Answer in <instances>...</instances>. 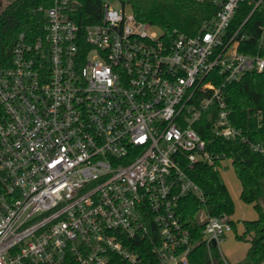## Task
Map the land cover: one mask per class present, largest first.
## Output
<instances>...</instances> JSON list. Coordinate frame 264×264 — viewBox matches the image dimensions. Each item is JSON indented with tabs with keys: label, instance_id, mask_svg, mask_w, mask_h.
<instances>
[{
	"label": "built area",
	"instance_id": "2783aa9c",
	"mask_svg": "<svg viewBox=\"0 0 264 264\" xmlns=\"http://www.w3.org/2000/svg\"><path fill=\"white\" fill-rule=\"evenodd\" d=\"M194 1L212 15L172 39L106 0L84 26L77 0L33 10L42 35L17 34L0 63V264H141L140 252L189 264L199 241L218 252L229 216L199 212L194 240L178 208L189 194L203 201L194 164L218 173L229 160L205 149L202 118L212 136L264 154L230 124L225 100L228 85L264 70V25L256 52H238L264 0Z\"/></svg>",
	"mask_w": 264,
	"mask_h": 264
},
{
	"label": "trees",
	"instance_id": "16d2710c",
	"mask_svg": "<svg viewBox=\"0 0 264 264\" xmlns=\"http://www.w3.org/2000/svg\"><path fill=\"white\" fill-rule=\"evenodd\" d=\"M122 7L127 6L135 20L154 27L162 38L172 39L176 34L193 35L201 22L209 18L214 9L207 2L194 0H116ZM79 6L72 16L76 24L84 26L97 23L101 15L103 0H77ZM50 0H13L0 9V63L9 59V50L17 34L25 33L31 39L42 35L44 17L33 13L38 7H48ZM241 7L235 15L234 24H238L246 15ZM258 25H264V9L255 11L243 27L246 39L239 45L238 52L254 54ZM226 106L230 112L229 122L235 128L243 130L249 140L261 144L264 149V70L257 74L245 73L242 78L228 85L225 90ZM260 111L257 122L254 111ZM208 122L203 118L196 127L199 136L205 141V149L223 155L230 160V166L240 184L239 199L251 204L257 213V219L242 222L244 228L241 239L248 244L245 257L240 264L264 263V207L258 203V182L264 178V154H254L245 145L238 142L222 141L212 136ZM188 176L197 185L203 195L199 202L189 194L179 203L178 215L190 233L198 240L201 224L195 223L199 212L207 216H230L233 212L231 198L211 167L197 162L189 170ZM234 231V223L230 221ZM245 236H248L245 239ZM146 255V256H145ZM140 255L141 264H156L147 254ZM148 256V257H147ZM146 257V258H145ZM223 264L214 247H205L199 241L189 255V264ZM115 264H127L118 259Z\"/></svg>",
	"mask_w": 264,
	"mask_h": 264
},
{
	"label": "rangeland",
	"instance_id": "374dc122",
	"mask_svg": "<svg viewBox=\"0 0 264 264\" xmlns=\"http://www.w3.org/2000/svg\"><path fill=\"white\" fill-rule=\"evenodd\" d=\"M13 0H0V9L4 7L7 3ZM106 3L114 9H119L120 5L116 0H106ZM124 13L129 12L127 6L123 7ZM264 43V38H263ZM224 170H218V177L225 186L233 205V212L229 216V221L234 223V231L227 233L222 242L219 245L218 253L223 262L226 264H240L245 257L248 244L241 239V233L244 228H242V222L253 221L257 219V213L253 209L251 204L242 203L239 199L240 184L234 175L232 168L230 167V161L224 162ZM259 188V199L260 209L263 212L262 207H264V178L258 182ZM262 206V207H261ZM264 226V224H263ZM248 236H245L247 239ZM212 264V261L209 262Z\"/></svg>",
	"mask_w": 264,
	"mask_h": 264
},
{
	"label": "crops",
	"instance_id": "0c3cea01",
	"mask_svg": "<svg viewBox=\"0 0 264 264\" xmlns=\"http://www.w3.org/2000/svg\"><path fill=\"white\" fill-rule=\"evenodd\" d=\"M243 228V227H242Z\"/></svg>",
	"mask_w": 264,
	"mask_h": 264
}]
</instances>
